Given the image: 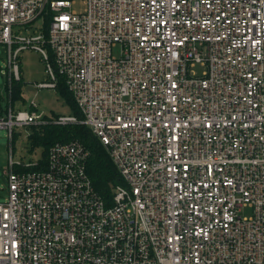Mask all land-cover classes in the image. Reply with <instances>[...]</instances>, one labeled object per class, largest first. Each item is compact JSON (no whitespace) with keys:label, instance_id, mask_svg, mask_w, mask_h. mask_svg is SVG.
Listing matches in <instances>:
<instances>
[{"label":"built area","instance_id":"built-area-1","mask_svg":"<svg viewBox=\"0 0 264 264\" xmlns=\"http://www.w3.org/2000/svg\"><path fill=\"white\" fill-rule=\"evenodd\" d=\"M82 1L0 0L10 84L34 49L83 114L0 128L85 124L122 182L108 204L79 139L11 157L0 264H264V0Z\"/></svg>","mask_w":264,"mask_h":264},{"label":"rangeland","instance_id":"rangeland-1","mask_svg":"<svg viewBox=\"0 0 264 264\" xmlns=\"http://www.w3.org/2000/svg\"><path fill=\"white\" fill-rule=\"evenodd\" d=\"M74 9L83 11L84 1L77 0ZM40 23L36 21V25ZM27 33V32H24ZM22 73V95L24 100L16 99L13 106L15 111L29 110L42 115L53 117L55 115L73 114L72 106L67 102L57 88L37 87V84L50 79L46 72V63L40 52L34 49H25L20 56ZM8 50L4 44L0 43V106L7 108L9 95L6 88L9 81L8 72ZM35 104L36 107H33ZM6 114V113H4ZM0 116H4L1 115ZM14 137H10L7 128H0V198L4 199L7 194L8 179L5 170L8 169L10 158L14 162H22L26 165L39 162L42 157V147L31 148L28 138L29 128L25 126H14Z\"/></svg>","mask_w":264,"mask_h":264},{"label":"trees","instance_id":"trees-1","mask_svg":"<svg viewBox=\"0 0 264 264\" xmlns=\"http://www.w3.org/2000/svg\"><path fill=\"white\" fill-rule=\"evenodd\" d=\"M48 25L49 19L46 18L44 24L45 32H47ZM21 80L22 77L21 79L13 77L11 84L10 80L7 81L6 88L9 95V101L7 108L0 106L1 115H5L4 113L7 114L9 107H14L13 104L16 99L24 100ZM57 90L72 106L73 114L82 118L83 114L81 113L72 92L62 78L59 79ZM33 109L34 108H32V110ZM28 138L32 149L35 147H42L41 159L37 164L29 168L46 167L48 152L54 143L79 139L90 151L87 171L91 177L94 188L108 204H111L114 195V188L117 184L122 182V177L103 144L87 125L81 123H69L65 125L55 123L31 125L29 127Z\"/></svg>","mask_w":264,"mask_h":264},{"label":"crops","instance_id":"crops-1","mask_svg":"<svg viewBox=\"0 0 264 264\" xmlns=\"http://www.w3.org/2000/svg\"><path fill=\"white\" fill-rule=\"evenodd\" d=\"M33 110H35V108Z\"/></svg>","mask_w":264,"mask_h":264}]
</instances>
